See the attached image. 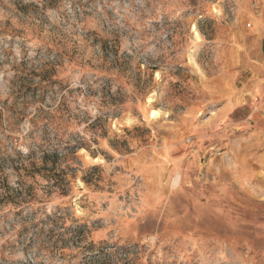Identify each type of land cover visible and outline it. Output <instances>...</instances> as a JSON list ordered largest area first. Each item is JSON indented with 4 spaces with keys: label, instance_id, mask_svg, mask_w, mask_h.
<instances>
[{
    "label": "rangeland",
    "instance_id": "1",
    "mask_svg": "<svg viewBox=\"0 0 264 264\" xmlns=\"http://www.w3.org/2000/svg\"><path fill=\"white\" fill-rule=\"evenodd\" d=\"M263 3L0 0V264H264Z\"/></svg>",
    "mask_w": 264,
    "mask_h": 264
},
{
    "label": "crops",
    "instance_id": "2",
    "mask_svg": "<svg viewBox=\"0 0 264 264\" xmlns=\"http://www.w3.org/2000/svg\"><path fill=\"white\" fill-rule=\"evenodd\" d=\"M261 14L264 16V3L261 7ZM257 25V37L260 38L261 42H263V48L257 54V58H255V66L250 69V75L256 84H254L250 90L251 96H256L260 94V96L264 97V18L259 17V20L256 22Z\"/></svg>",
    "mask_w": 264,
    "mask_h": 264
},
{
    "label": "bare ground",
    "instance_id": "3",
    "mask_svg": "<svg viewBox=\"0 0 264 264\" xmlns=\"http://www.w3.org/2000/svg\"><path fill=\"white\" fill-rule=\"evenodd\" d=\"M179 175H177L175 178H174V185H177L179 183Z\"/></svg>",
    "mask_w": 264,
    "mask_h": 264
},
{
    "label": "trees",
    "instance_id": "4",
    "mask_svg": "<svg viewBox=\"0 0 264 264\" xmlns=\"http://www.w3.org/2000/svg\"><path fill=\"white\" fill-rule=\"evenodd\" d=\"M3 197H4V199H5V200H8V199H10V198H9L10 196H9V194H8V193H7L6 195H3V196H2V198H3Z\"/></svg>",
    "mask_w": 264,
    "mask_h": 264
}]
</instances>
